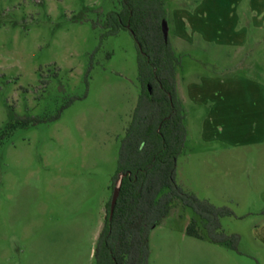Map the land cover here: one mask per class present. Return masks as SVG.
<instances>
[{"label":"rangeland","instance_id":"rangeland-1","mask_svg":"<svg viewBox=\"0 0 264 264\" xmlns=\"http://www.w3.org/2000/svg\"><path fill=\"white\" fill-rule=\"evenodd\" d=\"M163 1L171 44L177 0ZM118 9L119 0H0V264H93L138 95L133 39L103 26ZM176 56L186 139L174 180L228 208L220 230L237 239L209 241L174 199L148 233L146 264H264V28L240 49L195 40ZM16 117L38 121L1 136ZM193 218L202 238L184 232Z\"/></svg>","mask_w":264,"mask_h":264},{"label":"trees","instance_id":"trees-1","mask_svg":"<svg viewBox=\"0 0 264 264\" xmlns=\"http://www.w3.org/2000/svg\"><path fill=\"white\" fill-rule=\"evenodd\" d=\"M161 20H166L163 0H119V9L107 12L103 19L107 33L126 29L133 39L138 95L110 176L111 191L118 183V192L110 215V196L104 204L93 264H146L148 233L167 215L174 199L192 209L209 241L235 248L236 236L223 233L218 221L230 210L196 198L174 180L186 129L175 90L178 57L168 39L162 38ZM36 121L13 118L1 136L16 125ZM184 232L202 238L194 218Z\"/></svg>","mask_w":264,"mask_h":264},{"label":"crops","instance_id":"crops-1","mask_svg":"<svg viewBox=\"0 0 264 264\" xmlns=\"http://www.w3.org/2000/svg\"><path fill=\"white\" fill-rule=\"evenodd\" d=\"M168 12L175 54L178 45H193L195 40L240 49L252 43V32L264 28V0H177ZM175 90L181 101L176 83Z\"/></svg>","mask_w":264,"mask_h":264},{"label":"water","instance_id":"water-1","mask_svg":"<svg viewBox=\"0 0 264 264\" xmlns=\"http://www.w3.org/2000/svg\"><path fill=\"white\" fill-rule=\"evenodd\" d=\"M160 30H161L163 40H166V38H167V25H166L165 20H161ZM117 192H118V183L114 186V188L111 191L110 200H109V215L112 212V209H113V206L115 203V199L117 196Z\"/></svg>","mask_w":264,"mask_h":264}]
</instances>
